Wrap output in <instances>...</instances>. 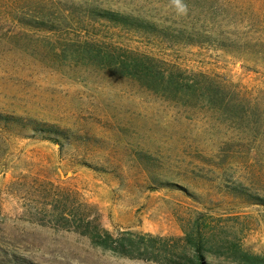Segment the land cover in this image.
<instances>
[{
	"label": "rangeland",
	"instance_id": "rangeland-1",
	"mask_svg": "<svg viewBox=\"0 0 264 264\" xmlns=\"http://www.w3.org/2000/svg\"><path fill=\"white\" fill-rule=\"evenodd\" d=\"M130 52L229 105L121 75ZM0 111L68 133L0 129V264H163L94 245L72 213L172 251L199 223L212 264H264V206L230 193L264 198V0H0Z\"/></svg>",
	"mask_w": 264,
	"mask_h": 264
},
{
	"label": "trees",
	"instance_id": "trees-1",
	"mask_svg": "<svg viewBox=\"0 0 264 264\" xmlns=\"http://www.w3.org/2000/svg\"><path fill=\"white\" fill-rule=\"evenodd\" d=\"M91 15L108 19L113 25L123 27L137 34L151 33L154 37L159 38L164 31L151 21L112 10L93 9L91 10ZM115 67L120 71L121 75L135 79L157 92L162 89L165 95H168V92H166L168 90H186V85L195 90L197 95L203 94L210 101L219 102L221 105H229L224 100L225 95L223 96L222 92L217 87H214L211 82L206 83L203 75H194L193 82L181 80L172 71L165 74L158 67L157 61L150 56L137 55L130 52L125 54V57L121 58ZM0 129L12 133H15L16 130L21 131L22 129L35 132L41 131L45 133L44 139L55 141L59 145H61V138H68V133L64 129L53 125L45 126L32 118H22L1 111ZM51 134L54 136H51ZM230 193L246 196L251 204L264 206V198L249 193L244 186H233ZM244 199L246 198L244 197ZM60 219L66 222L73 221L76 225V231L89 235L94 245L121 256L152 260L162 262L163 264H212L211 260H209L208 250L205 248L210 239L203 236V230L199 223L195 225V235L185 231V235L179 238L180 240H184L185 243L176 245L175 250L172 251L165 248V243L162 242L164 238L152 234L124 232L121 236L115 238L108 230L99 233L96 227H91L89 221L86 222L84 218L74 213L69 218L61 217Z\"/></svg>",
	"mask_w": 264,
	"mask_h": 264
},
{
	"label": "clouds",
	"instance_id": "clouds-1",
	"mask_svg": "<svg viewBox=\"0 0 264 264\" xmlns=\"http://www.w3.org/2000/svg\"><path fill=\"white\" fill-rule=\"evenodd\" d=\"M174 3H176L177 6H180V0H174Z\"/></svg>",
	"mask_w": 264,
	"mask_h": 264
}]
</instances>
